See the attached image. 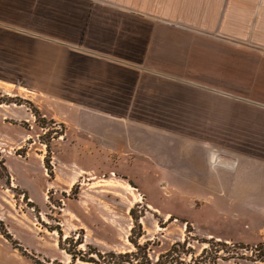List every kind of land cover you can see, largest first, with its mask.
I'll return each instance as SVG.
<instances>
[{"label":"crops","instance_id":"1","mask_svg":"<svg viewBox=\"0 0 264 264\" xmlns=\"http://www.w3.org/2000/svg\"><path fill=\"white\" fill-rule=\"evenodd\" d=\"M0 78L124 156L147 155L143 133L194 170L200 151L228 173L226 155L264 199V0H0Z\"/></svg>","mask_w":264,"mask_h":264},{"label":"rangeland","instance_id":"2","mask_svg":"<svg viewBox=\"0 0 264 264\" xmlns=\"http://www.w3.org/2000/svg\"><path fill=\"white\" fill-rule=\"evenodd\" d=\"M4 80L0 264H92L91 252L134 250L129 238L149 241L153 262L185 241L195 257L208 248L207 264H264V199L253 197L236 160L218 153L227 173L197 151L194 170L179 160L183 145L152 133H143L146 156H124L78 134L60 104Z\"/></svg>","mask_w":264,"mask_h":264},{"label":"trees","instance_id":"3","mask_svg":"<svg viewBox=\"0 0 264 264\" xmlns=\"http://www.w3.org/2000/svg\"><path fill=\"white\" fill-rule=\"evenodd\" d=\"M130 216L134 222L137 223L139 221V218L135 216L132 210L130 211ZM129 241L134 247V250L124 253H118L116 251L91 252L97 260L91 259L89 262L92 264H207L205 258H210L208 257V248L203 249L201 253L195 257L196 254L192 252V250L186 248L187 244L184 241L182 243L177 242L173 244L163 253H160L156 261L153 262L149 256V247L151 245L149 241L144 244H139L138 241L132 240V238H129ZM207 243L210 244L212 242ZM217 246L225 247V244H217ZM214 258H217L216 255H214ZM213 264H215V262H213Z\"/></svg>","mask_w":264,"mask_h":264}]
</instances>
